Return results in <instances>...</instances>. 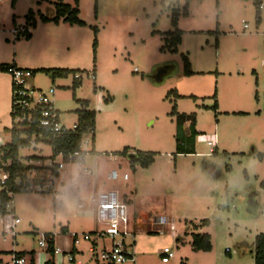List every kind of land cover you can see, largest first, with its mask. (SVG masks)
<instances>
[{"label": "rangeland", "instance_id": "rangeland-1", "mask_svg": "<svg viewBox=\"0 0 264 264\" xmlns=\"http://www.w3.org/2000/svg\"><path fill=\"white\" fill-rule=\"evenodd\" d=\"M58 2L75 7L84 26L51 21ZM173 15L182 32L176 52L165 39ZM23 25L29 39L14 40L10 30ZM183 57L191 75L184 73ZM2 64L34 71L30 87L53 88L50 100L65 127L77 121V100L94 111L95 126L72 162L52 158L45 144L18 149L14 184L27 187L13 194L20 224L13 241L0 236V264L13 253L47 259L37 244L43 234L53 235L65 255L70 235L90 236L75 244L74 262L63 258L61 264H106L89 252L96 241L89 199L95 184L98 194L116 190L132 199L136 234L124 244L135 261L122 264H254V238L264 234V159L257 157L264 154V0H1ZM157 68L166 70L154 78ZM43 69L83 74L74 90L72 75L52 80ZM0 91L1 136L8 142L11 85L1 69ZM177 113H194L195 128L185 122L177 129ZM203 134L215 136L211 154ZM176 139L193 154L177 155ZM147 153L153 158L147 168L128 159ZM9 164L0 159V191ZM58 164L63 167L54 172ZM113 171L128 180H108ZM38 183L46 188L36 191ZM192 234H208L211 250H194ZM110 245L97 241L98 250ZM165 250L173 257L164 261Z\"/></svg>", "mask_w": 264, "mask_h": 264}, {"label": "built area", "instance_id": "built-area-1", "mask_svg": "<svg viewBox=\"0 0 264 264\" xmlns=\"http://www.w3.org/2000/svg\"><path fill=\"white\" fill-rule=\"evenodd\" d=\"M261 8L262 6L259 5V9ZM243 28H247L244 23ZM25 32H27L26 25L10 30L14 40L19 35L23 36ZM2 71L10 79V117L14 123L12 127L26 129L34 128L35 131H37V134L34 136L39 138L42 136V132L55 136L75 130V123L71 128H67L61 123L59 114L54 108L53 102L50 100V96L54 95L55 92L53 88H49L47 91L43 92L40 89H35L28 85L29 80L34 77L31 70L20 69L15 67L13 64H7L3 66ZM34 136L32 137L30 143L32 145H36L34 143ZM201 140L202 142H205L206 146L209 147V154H211L215 146L214 139L211 137L202 136ZM5 144L6 143H1L0 148ZM58 155L63 156L66 161L72 162L79 157L80 153L75 152L68 155L59 153ZM0 159H2L1 154ZM10 164L8 166H10ZM51 165L54 167L53 164ZM56 167V170H58L61 169L63 165L58 164ZM108 178L115 180L116 173L113 171ZM122 178L123 180H127V175L123 174ZM7 179L8 175L4 177L2 185H5ZM25 185L26 184L22 186ZM44 187L46 188L44 185L37 184L35 185V190L42 191ZM6 195L9 200L3 205V213H0V236L3 238V240L8 238L9 240L13 241L17 235L16 228L20 224V220L15 215L12 205L13 193L6 191ZM94 202L95 220L103 227L102 231H96L94 235L98 239L106 238L111 243L109 249L101 253L100 259L106 264H122L127 261L132 263L134 260L129 252H127V247L124 244V237L130 236L131 233L128 230V208L123 196H119L116 190H110L106 193L98 194L94 198ZM89 239V235H83L82 239H80L77 235L72 234L70 247L77 244L80 240L88 241ZM117 239L118 241H116ZM37 244L38 247L48 255L47 259H45L44 256H42L40 259V253L33 252L32 256L23 255L22 257H16L15 255H12L10 260L5 264H47L49 260L52 262V264H60L61 258H65V261L69 263L74 262V257L71 254V250L66 255L61 253L59 248L55 247L53 243V235L51 234H43ZM49 250L52 251V256L49 254ZM162 255L164 261L173 257V254L168 250H165Z\"/></svg>", "mask_w": 264, "mask_h": 264}, {"label": "trees", "instance_id": "trees-1", "mask_svg": "<svg viewBox=\"0 0 264 264\" xmlns=\"http://www.w3.org/2000/svg\"><path fill=\"white\" fill-rule=\"evenodd\" d=\"M55 14L54 17L51 18V21L58 23L59 19L62 18L63 23H67L70 26H84V23L80 21L77 17L78 10L75 7H71L70 5L63 4L61 2L55 3L54 5ZM259 8V6H258ZM187 7H184V12H186ZM175 15H173L171 26L173 27V30L171 32L165 33L166 41L170 45L171 49H174L173 52L177 51L178 45L180 44L181 40V31L176 29V20L174 18ZM29 20V17H27ZM41 20L43 22H47L48 18L41 17ZM30 26L34 27V22H31L29 24ZM23 37L25 39H29L30 33L25 32ZM95 47V43L93 45V48ZM184 62V73L185 75H191V71L189 69V62L186 57H183ZM7 64H2L0 66V69H3V66ZM45 74H47L52 80L54 79H62L66 78L69 75H72L73 82H72V88L75 90L79 86V80L81 79V75L83 74V71L81 70H70V69H43L41 70ZM3 72V71H2ZM33 76H34V71ZM192 98L193 97H189ZM77 104H79L80 109L75 111L77 115V121L75 122L76 128L72 132H67L60 135H51L48 133H43L42 136L39 138L37 136H34L37 134V131H35L34 128L26 129V128H16L12 127L9 130V136L10 141L6 143L3 147L0 148V154L1 158L4 161H10V166L6 167L7 173H8V179L5 182V187L0 191V213H3V205L9 200L6 191H10L13 194L16 192H20L21 190L26 189L27 184L25 186L22 185H15L14 184V178H15V172H16V161H17V151L20 148L28 147L30 146L32 137L34 136V143L35 144H45L49 145L52 150V158L57 156L59 153L62 154H73L75 152L82 153L80 151L83 139L85 135H92L93 137V130L95 126V113L92 110H88V103L86 101H76ZM241 114V113H237ZM176 126L177 129H179V124L183 125L185 122H189L191 127H194L195 123V115L194 113L189 115L184 114H176ZM196 133L192 132V137H195ZM176 141V154L182 155V154H193V148L192 151L185 150L186 147H184L183 141L179 142L177 139ZM213 152V151H212ZM136 159L133 161L134 163H139V166L141 168H147L149 167L152 162L153 158L152 155L147 153L138 155L136 154ZM257 157L260 160L264 159V154H257ZM54 169V168H53ZM57 170L54 169V172ZM39 184V183H38ZM42 185L43 183H40ZM260 188L262 189L264 193V181L260 183ZM201 226H208V221L203 220L201 221ZM47 235V234H46ZM192 241L191 246L196 251H202V252H209L211 250V242H210V236L208 234H192ZM49 254L52 256V251H48ZM33 252L29 253L28 255L32 256ZM16 257H22L23 255L20 253L15 254ZM253 259L254 264H264V234H259L255 236L254 238V244H253ZM47 264H52V262L49 260Z\"/></svg>", "mask_w": 264, "mask_h": 264}, {"label": "crops", "instance_id": "crops-1", "mask_svg": "<svg viewBox=\"0 0 264 264\" xmlns=\"http://www.w3.org/2000/svg\"><path fill=\"white\" fill-rule=\"evenodd\" d=\"M187 15V14H186ZM177 25H178V18H177V20H176V29H177ZM172 29H173V27H171ZM172 30H170L169 32H171ZM182 33V32H181ZM181 41H182V35H181V40H180V44H181ZM179 44V45H180ZM178 45V46H179ZM170 69V67L168 68V70ZM166 70V68H163V71H165ZM7 86V85H6ZM7 91H8V89H7ZM0 93H2V91H0ZM176 96H178V95H176ZM183 98V97H182ZM2 99L0 98V102L2 103V101H1ZM2 105H3V103H2ZM6 108L5 109H7V102H6V106H5ZM87 109L88 110H90L89 109V105H88V107H87ZM184 114V113H183ZM192 114V113H191ZM242 114V113H241ZM184 115H189V114H184ZM195 115V114H194ZM189 123V122H188ZM2 126H3V124L1 125L0 124V144L1 143H8L9 141H10V136H9V134H8V139H9V141L8 142H5V140L3 141V137L1 136L3 133L1 132V129H2ZM195 126H196V115H195V123H194V128H195ZM195 130V129H194ZM196 134H197V131L195 130L194 131ZM202 136H207V135H201V138H202ZM207 137H211V138H213L214 139V141H215V146H214V148L215 147H217V145H216V139H215V136H207ZM214 150V149H213ZM30 163V162H29ZM112 173V172H111ZM123 175V174H122ZM6 177V176H5ZM108 180H111L110 178H108ZM117 180H122V181H126V180H123V178H122V176H121V174L120 173H116V178H115V181H117ZM128 180V179H127ZM94 190H95V197L98 195V191L100 190V188H99V185L98 184H95V187H94ZM130 197H134V195L136 194V191L135 190H130ZM95 197H91V198H89L90 200H93L94 201V198ZM124 199V198H123ZM131 198H129V199H127V201H126V204H127V208H128V211H127V217H128V230H129V232L130 233H132L131 234V236H134L135 234H136V232L134 231V224H135V214L134 213H132L131 211H130V204H131V200H130ZM79 200H81V201H83V199H81L80 197H79ZM94 207H95V205H94ZM83 214V213H82ZM160 220V219H159ZM165 222V221H167L164 217H162V220H160V222ZM172 222L170 221V227H172V224H171ZM103 227L99 224V223H97L96 222V220H95V208H94V226H93V231H92V234H94L96 231H102L103 229H102ZM67 228L66 227H62V228H60V233H62V234H66L67 233ZM172 231V230H171ZM174 231V230H173ZM172 235H173V233H172ZM71 236V235H70ZM257 236V235H256ZM71 238V237H70ZM94 238H95V240L96 241H94V242H91V246L89 247V252L91 253V256L95 259V261L97 262L98 260H100L101 261V259H100V255H101V253L104 251L103 249H100V250H98V246H97V241H103V240H108V239H98V238H96L95 237V235H94ZM180 240V238H176V242H178ZM90 241V239L88 240V241H86V242H89ZM109 241V240H108ZM110 242V241H109ZM78 244V243H77ZM76 244V245H77ZM111 244V243H110ZM76 245H73L72 247H70V250H71V254L72 255H75L76 253H78V250H77V248H76ZM131 245H132V243H131ZM130 246V245H129ZM132 249H134V248H132ZM98 251H100L99 253L100 254H98ZM29 253H31V252H28L27 254H25V253H20V254H22V255H28ZM15 254H17V253H13L12 255H15ZM250 254L252 255V257H253V248H252V250L250 251ZM134 254H133V252H132V258H133V260L135 261V259H134V256H133ZM11 258V257H10ZM10 260V259H9ZM8 260V261H9ZM7 261V262H8ZM64 260H63V258H61L60 259V264L63 262ZM74 261H75V259H74ZM134 261H133V263H134ZM253 261H254V259H253ZM6 263V262H5ZM76 264H81L80 262H78V261H76ZM164 264H166V263H164Z\"/></svg>", "mask_w": 264, "mask_h": 264}, {"label": "water", "instance_id": "water-1", "mask_svg": "<svg viewBox=\"0 0 264 264\" xmlns=\"http://www.w3.org/2000/svg\"><path fill=\"white\" fill-rule=\"evenodd\" d=\"M155 71H156V72L153 73L154 78H156V77L160 76L162 73H164L163 68H157ZM128 159H129L130 161H133V160L136 159V155H135V154H130V155L128 156ZM252 205H253V200L249 198V199L247 200V202H246V206H247L248 208H250Z\"/></svg>", "mask_w": 264, "mask_h": 264}, {"label": "bare ground", "instance_id": "bare-ground-1", "mask_svg": "<svg viewBox=\"0 0 264 264\" xmlns=\"http://www.w3.org/2000/svg\"><path fill=\"white\" fill-rule=\"evenodd\" d=\"M26 254V253H25Z\"/></svg>", "mask_w": 264, "mask_h": 264}]
</instances>
